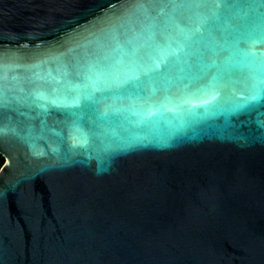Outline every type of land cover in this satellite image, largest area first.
Returning a JSON list of instances; mask_svg holds the SVG:
<instances>
[{
    "label": "water",
    "instance_id": "95a60500",
    "mask_svg": "<svg viewBox=\"0 0 264 264\" xmlns=\"http://www.w3.org/2000/svg\"><path fill=\"white\" fill-rule=\"evenodd\" d=\"M261 97L264 0H0V264H264Z\"/></svg>",
    "mask_w": 264,
    "mask_h": 264
},
{
    "label": "trees",
    "instance_id": "16d2710c",
    "mask_svg": "<svg viewBox=\"0 0 264 264\" xmlns=\"http://www.w3.org/2000/svg\"><path fill=\"white\" fill-rule=\"evenodd\" d=\"M4 163H5V159H4V157L0 154V168L3 166Z\"/></svg>",
    "mask_w": 264,
    "mask_h": 264
},
{
    "label": "snow or ice",
    "instance_id": "6c2138e0",
    "mask_svg": "<svg viewBox=\"0 0 264 264\" xmlns=\"http://www.w3.org/2000/svg\"><path fill=\"white\" fill-rule=\"evenodd\" d=\"M157 67H159V64H157ZM261 99H264V97H261ZM151 115H155V113H151Z\"/></svg>",
    "mask_w": 264,
    "mask_h": 264
}]
</instances>
